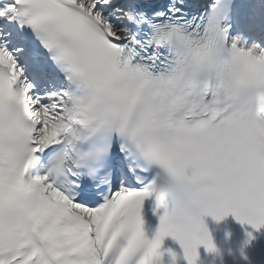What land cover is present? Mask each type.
Segmentation results:
<instances>
[{"label": "snow or ice", "instance_id": "6c2138e0", "mask_svg": "<svg viewBox=\"0 0 264 264\" xmlns=\"http://www.w3.org/2000/svg\"><path fill=\"white\" fill-rule=\"evenodd\" d=\"M229 4L3 0L65 83L36 91L0 44V264H160L168 236L196 264L203 217L264 226V49Z\"/></svg>", "mask_w": 264, "mask_h": 264}, {"label": "clouds", "instance_id": "9594fccd", "mask_svg": "<svg viewBox=\"0 0 264 264\" xmlns=\"http://www.w3.org/2000/svg\"><path fill=\"white\" fill-rule=\"evenodd\" d=\"M161 259H162V257H161Z\"/></svg>", "mask_w": 264, "mask_h": 264}]
</instances>
